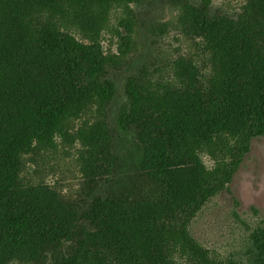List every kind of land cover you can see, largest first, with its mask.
<instances>
[{
	"label": "trees",
	"instance_id": "1",
	"mask_svg": "<svg viewBox=\"0 0 264 264\" xmlns=\"http://www.w3.org/2000/svg\"><path fill=\"white\" fill-rule=\"evenodd\" d=\"M144 2L0 0V264H264V229L242 261L189 232L226 185L205 159L227 139L264 137V0L232 15L213 0H183L216 71L205 84L180 57L175 87L158 95L145 56L112 68L76 37L98 39L111 5ZM90 107L109 126L88 136L79 194L26 184L34 143L52 147Z\"/></svg>",
	"mask_w": 264,
	"mask_h": 264
},
{
	"label": "rangeland",
	"instance_id": "2",
	"mask_svg": "<svg viewBox=\"0 0 264 264\" xmlns=\"http://www.w3.org/2000/svg\"><path fill=\"white\" fill-rule=\"evenodd\" d=\"M182 1L113 4L98 39L88 40L79 33L76 37L95 45L102 56L113 58L112 68H123L145 56L150 69L146 72L148 88L153 95L175 87L173 64L180 57L190 61L196 68L195 75L206 84L216 71L215 53L206 40L188 30L189 18L184 15ZM212 5L232 15L245 7L246 0H213ZM97 110L90 107L84 115L66 123L52 147L34 143L24 157L22 177L26 184H46L67 197L79 194L91 139L88 136L97 127L105 130L109 126ZM211 155L205 159L206 164L217 165L224 178H216L226 185L192 221L189 232L217 257L242 261L251 234L264 229V137L227 139ZM226 167L233 171L230 181L226 180Z\"/></svg>",
	"mask_w": 264,
	"mask_h": 264
}]
</instances>
